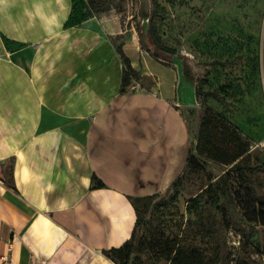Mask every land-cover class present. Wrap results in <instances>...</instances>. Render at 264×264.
I'll list each match as a JSON object with an SVG mask.
<instances>
[{
  "label": "crops",
  "instance_id": "0c3cea01",
  "mask_svg": "<svg viewBox=\"0 0 264 264\" xmlns=\"http://www.w3.org/2000/svg\"><path fill=\"white\" fill-rule=\"evenodd\" d=\"M71 11L0 0V254L11 240L14 264H115L105 253L131 239L134 200L166 191L189 155L170 90L121 92L114 65L101 84L85 72L106 37Z\"/></svg>",
  "mask_w": 264,
  "mask_h": 264
},
{
  "label": "rangeland",
  "instance_id": "374dc122",
  "mask_svg": "<svg viewBox=\"0 0 264 264\" xmlns=\"http://www.w3.org/2000/svg\"><path fill=\"white\" fill-rule=\"evenodd\" d=\"M137 9L138 0H109L89 18L106 41L85 72L101 84L104 65H114L122 92L128 68L121 49L135 62L125 91L156 83L171 91L201 169H184L174 186L139 203L135 236L110 259L165 264L168 240L215 264H264V0H157L156 34L176 54L154 50L149 77L138 62L146 55L136 35ZM236 164L245 178L230 170ZM209 186L197 211H189Z\"/></svg>",
  "mask_w": 264,
  "mask_h": 264
},
{
  "label": "trees",
  "instance_id": "16d2710c",
  "mask_svg": "<svg viewBox=\"0 0 264 264\" xmlns=\"http://www.w3.org/2000/svg\"><path fill=\"white\" fill-rule=\"evenodd\" d=\"M152 1H153V4H156V2H157V0H152ZM108 3H109V0H72V11H71V14L69 17L70 25L79 26V25L83 24V22H85L86 20L91 18L92 15H94L95 13H98L100 11L105 10L108 6ZM160 18L161 17L159 15V13L157 12V10L153 9L148 34H149L150 38L152 39L153 44L155 45V47L159 51H161L164 55L173 56L176 54V50L172 47L164 45L160 41L159 37L156 34V23ZM136 35H137V40H138L139 47H140L141 51L149 54L151 57H154L153 53L151 52V50L147 47L146 43L144 42L143 37H142L137 25H136ZM118 54L121 57H123V63L128 68V69L124 70V73L122 75V80H121L122 81V87H123L122 92H124L126 89H128L132 85L130 78H129V74H128V71L132 70V66H131L129 59L127 57H124V53L121 49L118 50ZM138 79H139V75H136L134 81H136ZM188 167L191 168L192 170L201 169V166L199 164V160L196 157H194L193 155H191V145H190L189 155H188V159H187L185 169ZM230 170L237 172L238 174H240V176L245 178V174L243 172V167L241 165H239V164L233 165L230 168ZM182 173L180 174V176L182 175ZM180 176L175 179V181L172 183L171 186H174L176 184V182L179 181ZM101 185L102 184L96 178H94V186H101ZM224 186L228 187L226 179H225ZM211 191H212L211 186H209L207 189L203 190L202 193L196 197V199L191 201L189 211L192 210L193 212H196L198 207H199V199L203 195H207V194L211 193ZM156 195H158V194L143 197V198H138V199L134 200V206H135V210H136V223H135V227H134L131 238L133 236H135L139 216L141 215L140 210L138 208L139 203H142L145 200L152 199ZM200 218H201V214L199 215L198 219H200ZM169 243L170 242L168 240H164L162 242V244L164 246H166V250H167L165 252V255H164L165 264H215L214 260L205 257V255L199 251L188 249V248L185 249V248L181 247L180 245L176 244V242L173 243L172 246H170ZM116 251L117 250L108 251L105 253V255L108 258H111ZM262 255H264V254H262Z\"/></svg>",
  "mask_w": 264,
  "mask_h": 264
},
{
  "label": "water",
  "instance_id": "95a60500",
  "mask_svg": "<svg viewBox=\"0 0 264 264\" xmlns=\"http://www.w3.org/2000/svg\"><path fill=\"white\" fill-rule=\"evenodd\" d=\"M153 11V1L152 0H138V9L136 12V23L139 31L143 37L144 42L147 47L153 53L154 50H158L153 44L152 39L150 38L148 31L150 28V20L152 17Z\"/></svg>",
  "mask_w": 264,
  "mask_h": 264
},
{
  "label": "built area",
  "instance_id": "2783aa9c",
  "mask_svg": "<svg viewBox=\"0 0 264 264\" xmlns=\"http://www.w3.org/2000/svg\"><path fill=\"white\" fill-rule=\"evenodd\" d=\"M13 249L12 241L7 243V251L5 254H0V264H14L11 257V252ZM29 264H36L35 260H31Z\"/></svg>",
  "mask_w": 264,
  "mask_h": 264
}]
</instances>
